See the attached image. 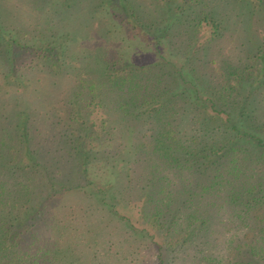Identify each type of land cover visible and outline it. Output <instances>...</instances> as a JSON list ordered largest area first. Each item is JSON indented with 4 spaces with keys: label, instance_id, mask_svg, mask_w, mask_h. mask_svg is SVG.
I'll return each mask as SVG.
<instances>
[{
    "label": "trees",
    "instance_id": "16d2710c",
    "mask_svg": "<svg viewBox=\"0 0 264 264\" xmlns=\"http://www.w3.org/2000/svg\"><path fill=\"white\" fill-rule=\"evenodd\" d=\"M93 1L108 28L103 24L89 70L81 71L70 55L71 33L26 34L25 41H38L20 47L55 77L52 86L65 90L47 95L44 105L34 92L26 104V87L17 79L22 67L2 76L0 264H83L74 243L61 242L67 234L61 220L50 229L49 202L90 191L112 209L141 215L143 241L180 260L183 254L195 264H259L264 34L223 74L214 75L216 63L208 61L207 78L192 66L198 51L224 39L223 14L213 0H156L143 7L139 0ZM233 1L264 13V0ZM182 22L185 31L176 30ZM94 25L90 32L99 31ZM59 77L69 84L60 86ZM38 117L49 121V131ZM129 130L130 145L122 142ZM129 172H140V181ZM129 195L140 201L130 202ZM86 260L100 264L99 253Z\"/></svg>",
    "mask_w": 264,
    "mask_h": 264
},
{
    "label": "rangeland",
    "instance_id": "374dc122",
    "mask_svg": "<svg viewBox=\"0 0 264 264\" xmlns=\"http://www.w3.org/2000/svg\"><path fill=\"white\" fill-rule=\"evenodd\" d=\"M139 1L141 7L151 6V3L156 2V0ZM212 6H216L218 12L222 11L223 16L220 17L226 26L224 39L218 40L216 44L208 45L206 52L198 51L193 58L194 65L192 66L193 72L203 73L207 78L213 71L212 66L207 69L210 65L208 61L214 60L216 63L214 64L217 67L214 75L223 74L230 60L236 59L238 54L246 55L247 51L255 46L264 34V13L253 14V8L233 0H213ZM96 8L93 0H76L75 3H69L67 0H0V86L4 85L2 76L9 70L12 71L16 65L22 67L17 79L21 87H26L23 93V100L26 104H29L28 99L34 92L42 95V102L40 101L39 104L44 105L50 102L47 95L53 98L57 95V90H65V88L58 89L52 86L55 77L46 73V67L39 62L33 63L31 55H25L22 52L28 49L20 50V47L27 43L32 45L38 41V39L32 42L25 41L26 34L46 38L50 31L60 35L71 33L74 37L70 41V55L79 62L78 66L81 71L89 70L96 64L94 58L99 56V51L97 52L95 47L98 45L100 36L105 33L102 31L104 29L103 13L97 16ZM177 12L173 13L172 20L176 18ZM95 22H98L99 31L90 32V27L95 26ZM104 25L108 28L106 24ZM177 29L185 31L184 23L179 24ZM203 36L200 35L201 41L204 39ZM240 42L247 43V46L240 49ZM137 45L140 44L137 43ZM140 46L143 47L142 44ZM164 55L167 56V53ZM166 58L169 60V56ZM67 80L66 77L58 78L60 86L68 85ZM262 100L264 105V97ZM34 106L38 107V104ZM3 108L0 104V128L4 127L1 121ZM41 117L37 118V123L42 124L44 131H49V127L46 126L49 121ZM44 131L42 136L45 138ZM130 131L123 135L122 140L129 145L134 137ZM118 138L116 145L112 144L115 152L119 150L115 146L120 147L118 146L120 137ZM59 166L61 170L63 169L62 171L66 170L63 166ZM137 173L129 172L135 182L140 181V172ZM66 177L67 172L60 176L59 182ZM106 198L110 200L111 196L108 194ZM125 199L133 203L140 201L134 195H129ZM49 203L50 229L54 232L55 228H58L55 222L61 220L64 234L67 232L61 242L69 245L73 242L77 252L82 255L83 264H89L86 259H90L93 252L99 253L98 263L100 264H160L162 258L166 259L168 264H195L186 256L184 259L183 254L180 260L178 254L165 253V249L159 250L155 244L143 241L148 239L147 232L144 234L141 232L145 231L147 221H143L142 224L136 223L141 219V215L137 216V212L124 209H112L113 205H110V201L99 199L92 191L82 195L76 193L57 195ZM127 218H130L131 224L126 221ZM132 223H135L136 227L132 226ZM227 251L229 250H224V253ZM258 252V262L264 264V243L260 244ZM89 262L94 263V260Z\"/></svg>",
    "mask_w": 264,
    "mask_h": 264
}]
</instances>
